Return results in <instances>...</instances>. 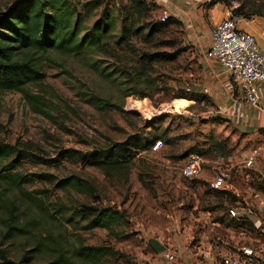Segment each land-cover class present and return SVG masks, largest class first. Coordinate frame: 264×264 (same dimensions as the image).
Listing matches in <instances>:
<instances>
[{
	"label": "rangeland",
	"instance_id": "1",
	"mask_svg": "<svg viewBox=\"0 0 264 264\" xmlns=\"http://www.w3.org/2000/svg\"><path fill=\"white\" fill-rule=\"evenodd\" d=\"M16 1L0 0V15ZM148 2L152 12L140 28L159 21L160 9L153 0ZM72 3H77L76 12L85 19L82 35L100 20L113 19L115 24L104 46L77 55L59 51L32 54L44 73L43 80L27 87L36 97L33 100L20 92L0 91V142L32 153L21 166L25 175L46 173L56 179L54 183L37 180L25 186L31 197L43 200L49 213L55 212L56 218L30 209V217L39 220V229L5 242L4 247L9 249L11 259L20 264H47L51 255H40L35 249L37 241L48 243L49 237L54 244L71 251L80 244L106 246L115 251L114 256L98 264H157L151 240H161L166 245L176 236H189L193 238L192 246H196L203 230L190 231L189 226L198 223L199 215L210 212L213 223L238 201L228 186L220 190V196L209 184L217 169L229 166V159L237 156L241 147L253 148L257 143L255 139L247 141L246 135L241 137L232 122L221 120L219 109L210 98L200 102L189 99L193 94H206L199 93L203 85L198 64L182 43L179 25L172 24L159 40L147 38L146 29L132 34L129 42L118 43L122 33L119 9L127 0ZM87 3L91 11L85 9ZM238 3L245 5V15L264 14V0ZM153 54L158 57L150 63L146 55ZM173 55L176 60L171 59ZM144 65L147 69L140 74ZM142 135L163 136V143L157 151H145L127 168L110 174L62 154L68 150L93 153ZM194 147L204 159L203 171L200 177L185 179L181 168ZM253 172L262 180L258 190L264 192V171L259 167ZM203 174L210 177L203 178ZM72 175L92 183L101 204L123 210L128 225L111 234L105 229L85 231L80 225L68 223L70 208L79 202L94 203L86 195L56 188L57 180ZM4 193L13 195L10 190ZM21 200L27 204L24 197ZM218 229L209 231V237H216L217 241L226 238ZM220 231L225 232L224 225ZM35 235L39 236L34 238ZM219 245L223 247L221 241ZM219 253L217 249L210 252L217 260ZM25 255L34 258L22 262ZM159 260V264H167L163 258Z\"/></svg>",
	"mask_w": 264,
	"mask_h": 264
},
{
	"label": "trees",
	"instance_id": "2",
	"mask_svg": "<svg viewBox=\"0 0 264 264\" xmlns=\"http://www.w3.org/2000/svg\"><path fill=\"white\" fill-rule=\"evenodd\" d=\"M73 0H17L5 13L0 15V91H16L22 93L29 101L33 97L27 90L31 84H36L44 79V73L31 55L45 54L49 51H59L67 55H77L92 47L104 46V40L111 32L115 20H100L88 30L84 35L83 23L85 19L81 13L77 14L76 5ZM226 3V0H223ZM156 4V3H154ZM229 6V3H226ZM90 4H84L85 9L91 11ZM119 14L122 17V33L120 40L129 42L132 34L149 30L147 38L161 39L172 24L178 25L172 17L165 23L149 22L144 27H139L150 18L152 12L151 4L148 0H127L122 3ZM157 6V4H156ZM158 7V6H157ZM245 5H241L235 10L236 14L245 15L243 10ZM260 16H264L260 15ZM174 47L173 43H164ZM148 62L156 61L158 54L146 55ZM173 55L171 59L176 60ZM147 69L144 65L142 72ZM194 102L209 100L208 97L193 94L189 97ZM38 113L45 114V111L37 109ZM221 118V117H220ZM221 120H226L221 118ZM227 121V120H226ZM228 122V121H227ZM163 136H135L124 143L116 144L103 150H96L93 153H82L68 150L63 152L64 157L76 162L94 166L105 173L117 172L125 169L141 153L152 150L157 142H162ZM167 143V141H166ZM192 153H199L197 149H190ZM190 153V154H192ZM32 153L27 149L18 148L0 142V264H20L13 261L9 249L5 242L17 238H23L31 234V230L37 231L39 227L38 219L30 217L33 210L41 211L50 218L55 213H49L48 208L43 205V200L31 197L25 186L35 182L56 180L53 175L46 173H35L25 175L22 173V164L29 160ZM5 186V187H4ZM56 188L61 191H74L86 195L94 200L93 204L78 203L70 208L71 217L67 220L70 224L80 225L85 231L95 229H105L114 234L115 229L128 225L127 215L123 210L115 207H107L99 202L96 197V188L89 181L72 175L64 179L57 180ZM5 190L12 191L13 195L5 194ZM217 191L221 196L220 190ZM26 199L24 203L22 199ZM26 204V205H24ZM23 206H26L23 207ZM62 206H65L64 204ZM31 209V211H30ZM57 214V213H56ZM28 218V219H24ZM25 220V221H24ZM58 220V218H57ZM223 221V219H220ZM233 226L240 224L241 220L233 219ZM35 235L34 238H36ZM37 241V240H36ZM36 252L40 255L50 254L51 259L47 264H98L105 258H111L115 251L106 246H87L80 244L74 250L65 249L61 245L54 244L51 237L48 243L37 241ZM34 258L24 256L22 262Z\"/></svg>",
	"mask_w": 264,
	"mask_h": 264
},
{
	"label": "crops",
	"instance_id": "3",
	"mask_svg": "<svg viewBox=\"0 0 264 264\" xmlns=\"http://www.w3.org/2000/svg\"><path fill=\"white\" fill-rule=\"evenodd\" d=\"M153 1L157 4L160 12L167 9L171 13V17L179 23L183 33L182 43L188 48L192 58L198 64L199 78L203 85L199 93L206 94L205 96L217 105L220 117L232 122L241 137L246 135L247 141L255 139L257 143L253 148L241 147L237 156L234 155L229 159L235 169L233 181L228 185V191L232 192L238 201L230 206L228 211L231 207L238 205L247 208L244 217L237 219L241 220L240 224L236 227L233 226L228 211L213 223L210 212L200 214L196 220L198 223L189 226L190 231L193 229H196L197 232L203 230L198 235L200 242L196 246H192V237L176 236L166 246L164 242L158 240L166 246V252L175 256V260L170 262L164 253L157 254L152 249L156 262L159 264V259L163 258L167 264H215V260L204 261L199 258L201 249L210 252L217 249L221 251L219 254L224 255L235 254L240 252L243 247L251 246L256 251L264 253V192L258 190L257 185H260L259 182L262 180L256 177L253 172L257 171L259 167L264 171V82L257 83L261 94L259 106H252L240 100L236 86L225 69L206 57L213 28L227 17L230 10L225 2L212 0ZM250 18L249 25L241 22L239 28L253 34L258 40L260 48L264 49V16L254 14ZM252 150L258 151V157L254 167L247 168L245 159L251 155ZM209 177L203 174V178ZM221 218L223 221L220 220ZM223 225L224 233L220 231ZM218 227L219 232L226 237L224 239L217 238L219 241L216 240V237L212 239L208 235ZM220 241L223 243V247L219 245Z\"/></svg>",
	"mask_w": 264,
	"mask_h": 264
},
{
	"label": "built area",
	"instance_id": "4",
	"mask_svg": "<svg viewBox=\"0 0 264 264\" xmlns=\"http://www.w3.org/2000/svg\"><path fill=\"white\" fill-rule=\"evenodd\" d=\"M222 2L223 0H212ZM230 10L211 32V43L206 52V57L225 69L228 76L236 86L240 100L252 106H259L261 94L257 83L264 82V49L260 48L257 38L239 28V23L249 25L251 18L236 14L235 10L240 7L238 0L229 1ZM171 18V13L167 9L160 12L159 20L162 23ZM162 142H157L152 151H157ZM258 151H254L246 159L245 166L251 168L255 165ZM231 163V162H230ZM204 167V159L197 153L189 155L186 163L181 168V175L185 179L200 177ZM235 167L232 163L226 168L219 167L213 180L210 182L211 190H221L228 186L234 178ZM247 208L241 205L233 206L229 209V216L233 219L243 218ZM166 259L170 262L175 260V256L164 252ZM199 258L204 261H214L215 264H264V253L256 251L251 246H246L235 254H224L220 259L212 257L210 251L201 249ZM202 264V263H200Z\"/></svg>",
	"mask_w": 264,
	"mask_h": 264
},
{
	"label": "water",
	"instance_id": "5",
	"mask_svg": "<svg viewBox=\"0 0 264 264\" xmlns=\"http://www.w3.org/2000/svg\"><path fill=\"white\" fill-rule=\"evenodd\" d=\"M150 246L157 254H162L166 252L167 248L163 244H161L158 240H151Z\"/></svg>",
	"mask_w": 264,
	"mask_h": 264
}]
</instances>
